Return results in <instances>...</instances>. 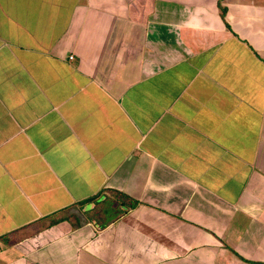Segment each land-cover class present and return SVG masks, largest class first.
Returning <instances> with one entry per match:
<instances>
[{
    "label": "crops",
    "instance_id": "crops-1",
    "mask_svg": "<svg viewBox=\"0 0 264 264\" xmlns=\"http://www.w3.org/2000/svg\"><path fill=\"white\" fill-rule=\"evenodd\" d=\"M0 264H264V0H0Z\"/></svg>",
    "mask_w": 264,
    "mask_h": 264
},
{
    "label": "trees",
    "instance_id": "trees-1",
    "mask_svg": "<svg viewBox=\"0 0 264 264\" xmlns=\"http://www.w3.org/2000/svg\"><path fill=\"white\" fill-rule=\"evenodd\" d=\"M106 194H103V197L100 201L97 203V208L93 211H91L90 218H96L95 220L100 221L102 220L101 226H104V224L108 223L109 217H113L115 214H117L120 210L118 206H124L126 209L129 207H133L136 205L137 201L134 199H131L128 195L114 190V189H105ZM92 199H98V195L91 197ZM108 204L109 207L102 206L104 204ZM110 213V215L107 218H103V216H100V214L104 215ZM101 222V221H100Z\"/></svg>",
    "mask_w": 264,
    "mask_h": 264
},
{
    "label": "rangeland",
    "instance_id": "rangeland-1",
    "mask_svg": "<svg viewBox=\"0 0 264 264\" xmlns=\"http://www.w3.org/2000/svg\"><path fill=\"white\" fill-rule=\"evenodd\" d=\"M102 206L109 207V205H108L107 203L104 204V205H102ZM109 215H110V213H107V214H104L103 216H104L105 218H107ZM85 216H86V217H90L91 214H90L89 212H87V213H85Z\"/></svg>",
    "mask_w": 264,
    "mask_h": 264
}]
</instances>
